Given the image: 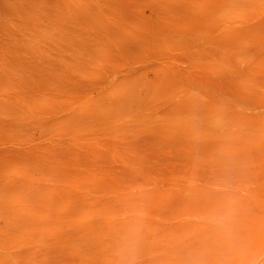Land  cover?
Masks as SVG:
<instances>
[{
	"label": "rangeland",
	"instance_id": "374dc122",
	"mask_svg": "<svg viewBox=\"0 0 264 264\" xmlns=\"http://www.w3.org/2000/svg\"><path fill=\"white\" fill-rule=\"evenodd\" d=\"M130 261L264 264V0H0V264Z\"/></svg>",
	"mask_w": 264,
	"mask_h": 264
},
{
	"label": "clouds",
	"instance_id": "9594fccd",
	"mask_svg": "<svg viewBox=\"0 0 264 264\" xmlns=\"http://www.w3.org/2000/svg\"><path fill=\"white\" fill-rule=\"evenodd\" d=\"M213 224H220V221H212ZM123 250L131 258L134 256L138 247V238L134 233H130L124 238ZM131 264V261H130Z\"/></svg>",
	"mask_w": 264,
	"mask_h": 264
},
{
	"label": "bare ground",
	"instance_id": "6f19581e",
	"mask_svg": "<svg viewBox=\"0 0 264 264\" xmlns=\"http://www.w3.org/2000/svg\"><path fill=\"white\" fill-rule=\"evenodd\" d=\"M139 208V207H138ZM148 208V207H147ZM140 210V209H139ZM240 211V210H239ZM251 211V210H250ZM142 212V211H141ZM132 213V212H131ZM145 213V212H144ZM119 214V213H118ZM140 214V213H139ZM113 215H114V213H113ZM109 216H110V214H109ZM146 216V215H145ZM248 217V216H247ZM108 218V217H107ZM232 218V217H231ZM109 219V218H108ZM222 220V219H221ZM225 220V219H224ZM138 221V220H137ZM244 221V220H243ZM242 221V222H243ZM246 221V220H245ZM149 222V221H148ZM126 223V222H125ZM142 223V222H141ZM132 224V223H131ZM241 224H243V223H241ZM128 225V224H127ZM140 225V224H139ZM129 227V226H128ZM148 227V226H147ZM150 227V226H149ZM226 228V227H225ZM241 228V227H240ZM243 229V228H242ZM132 230V229H131ZM147 230V229H146ZM219 230H220V228H219ZM128 232H129V228H128V230H127ZM123 233H124V231H123ZM94 234V233H93ZM136 234V233H135ZM218 234V233H217ZM126 235H127V233H126ZM139 235V234H138ZM124 236H125V234H124ZM216 237H218V236H216ZM220 238V236L217 238V239H219ZM139 240H141V239H139ZM142 241V240H141ZM112 243V242H111ZM210 243H212V242H210ZM220 244V243H219ZM111 245V244H110ZM115 245V244H114ZM209 246V245H208ZM114 247V246H113ZM210 247V246H209ZM119 248V247H118ZM222 248V247H221ZM209 250V249H208ZM216 250V249H215ZM221 250V249H220ZM212 251V250H211ZM210 254V253H209ZM119 255V254H118ZM211 255H213V254H211ZM173 256V255H172ZM177 258V257H176ZM188 258V257H187ZM176 262H177V260H175ZM189 262V261H188Z\"/></svg>",
	"mask_w": 264,
	"mask_h": 264
}]
</instances>
